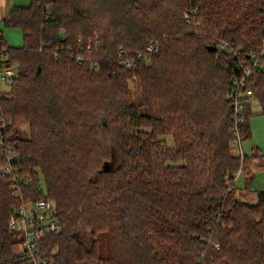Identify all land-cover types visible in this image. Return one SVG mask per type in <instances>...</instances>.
<instances>
[{"label":"trees","instance_id":"obj_1","mask_svg":"<svg viewBox=\"0 0 264 264\" xmlns=\"http://www.w3.org/2000/svg\"><path fill=\"white\" fill-rule=\"evenodd\" d=\"M4 22L24 41L9 46L0 29L17 70L0 97V125L14 122L0 140V264H23L9 219L31 197L56 207L60 231L43 242L53 264H264V191L238 196L249 159L236 154L229 99L262 49L264 0H36ZM81 36L99 39V69L63 54ZM153 39L151 64L127 68ZM225 40L238 55L209 50ZM248 85L264 115V73ZM7 164L32 178L19 196Z\"/></svg>","mask_w":264,"mask_h":264},{"label":"built area","instance_id":"obj_2","mask_svg":"<svg viewBox=\"0 0 264 264\" xmlns=\"http://www.w3.org/2000/svg\"><path fill=\"white\" fill-rule=\"evenodd\" d=\"M198 9L192 10L191 13H186L187 21H191V16H197ZM50 9L47 11L46 19L49 18ZM67 36H63V40H66ZM264 41V39H263ZM99 42V39L85 40L81 36L78 40V47H81L80 51L68 46L62 50L63 54L70 55L79 64L85 61H92L94 69H99L100 64L96 60H92L91 52L94 45ZM217 49L220 51H226L238 55L240 50L235 49V45L228 41L218 42ZM162 45L159 40L153 39L147 44L145 51H139L133 54L132 57L126 61V67L133 69L136 68L140 60L145 61L146 64H151L152 57L155 54L161 52ZM121 53H128L126 50L121 49ZM251 65L244 68L245 72L240 78L233 80V89L229 95V99L232 101L233 118L231 122L233 142L236 148H239L240 157L244 158L243 152V137L244 128L243 125L247 118V106L250 102L254 101V92L249 87L248 83L253 76L254 70L259 69L264 73V42L262 49L259 53L251 55ZM17 75V70L8 61L5 48L0 46V97L5 95L4 85L7 87L13 78ZM13 119L1 120L0 125V140L6 138L4 132L13 124ZM16 153H11L9 161L16 158ZM3 173L9 176L15 189V193L19 196L20 186H28L32 181V178H24L19 174L18 167L15 165L7 164L3 168ZM38 188L43 190L42 182L39 183ZM15 214L11 215L9 222L10 227L14 231H18L21 237L20 250L22 253L23 264H53L51 258H49L44 250L43 242L46 236L51 234H58L60 231V221L56 218V207L51 200L46 198L31 197L24 200L17 207ZM219 248V244H216Z\"/></svg>","mask_w":264,"mask_h":264},{"label":"crops","instance_id":"obj_3","mask_svg":"<svg viewBox=\"0 0 264 264\" xmlns=\"http://www.w3.org/2000/svg\"><path fill=\"white\" fill-rule=\"evenodd\" d=\"M36 0H0V29L2 36L9 46L20 47L23 45L24 35L21 30L16 28H6L4 20L8 18L14 6H28ZM16 30V31H15ZM13 31L21 35L22 42L16 45ZM17 33V34H18ZM19 37V36H18ZM262 111V109H261ZM249 137L243 138L244 156L249 159L247 170L240 171L236 176L235 182L239 188V198L257 199V193L264 191V115L255 114L249 121Z\"/></svg>","mask_w":264,"mask_h":264},{"label":"rangeland","instance_id":"obj_4","mask_svg":"<svg viewBox=\"0 0 264 264\" xmlns=\"http://www.w3.org/2000/svg\"><path fill=\"white\" fill-rule=\"evenodd\" d=\"M16 31V30H15ZM15 31H13V33H15V34H13L14 36H15V43H16V45H20V43L22 42V39H21V35H19V33L17 34ZM19 36V37H18ZM92 38L93 37H91L90 39H88V40H92ZM4 89H7V87L4 85ZM250 104L252 105V110H253V113H257V114H260V112H261V106H260V103L258 102V101H252V102H250ZM18 134H19V136H22L23 138H25V139H27V137H30V129H29V124L28 123H26V122H24V121H19V123H18ZM246 139V138H245ZM247 140V139H246ZM166 141H167V145H169L170 147L171 146H175L174 144H175V139H174V136H168L167 138H166ZM234 147H235V145H234ZM235 150H236V154L237 155H239L240 156V151H239V148H236L235 147ZM242 171V170H241ZM245 172V171H244ZM41 179H42V184H43V189H45L46 190V188H45V183H44V179L42 178V177H40ZM239 196V195H238ZM246 199H248V201H250V202H256L257 201V199H255V198H246Z\"/></svg>","mask_w":264,"mask_h":264},{"label":"water","instance_id":"obj_5","mask_svg":"<svg viewBox=\"0 0 264 264\" xmlns=\"http://www.w3.org/2000/svg\"><path fill=\"white\" fill-rule=\"evenodd\" d=\"M209 50L211 51H216L217 50V46L215 45H211V47H209ZM105 169L107 170V165H105Z\"/></svg>","mask_w":264,"mask_h":264}]
</instances>
